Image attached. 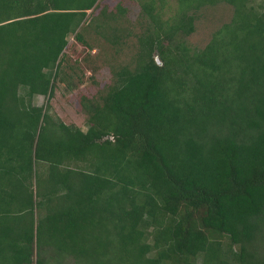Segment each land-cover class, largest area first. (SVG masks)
Wrapping results in <instances>:
<instances>
[{"label":"trees","instance_id":"obj_1","mask_svg":"<svg viewBox=\"0 0 264 264\" xmlns=\"http://www.w3.org/2000/svg\"><path fill=\"white\" fill-rule=\"evenodd\" d=\"M218 1L230 19L190 49ZM95 2L0 0V264H264V6L142 2L82 131L32 101Z\"/></svg>","mask_w":264,"mask_h":264},{"label":"rangeland","instance_id":"obj_2","mask_svg":"<svg viewBox=\"0 0 264 264\" xmlns=\"http://www.w3.org/2000/svg\"><path fill=\"white\" fill-rule=\"evenodd\" d=\"M146 1L96 0L76 29L80 38L74 39V34L68 36L59 55L60 65L56 64L53 69L58 75L51 96L37 95L32 102L48 104L49 113L85 131L89 116L87 104L99 103V96L114 83L118 70L133 66L136 38L148 27V17L140 7ZM160 4L163 19L175 11V0H154L155 9ZM250 4L259 9L264 6V0H250ZM231 13L232 7L224 1L201 7L195 13L192 32L185 37L187 46L201 48L212 32L230 19ZM154 60L160 63L156 56ZM48 255L51 254L47 252L45 259ZM47 262L57 263L51 258ZM60 264L75 263L67 256Z\"/></svg>","mask_w":264,"mask_h":264}]
</instances>
